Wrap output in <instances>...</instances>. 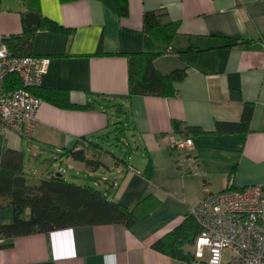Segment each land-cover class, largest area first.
<instances>
[{
	"label": "crops",
	"instance_id": "obj_1",
	"mask_svg": "<svg viewBox=\"0 0 264 264\" xmlns=\"http://www.w3.org/2000/svg\"><path fill=\"white\" fill-rule=\"evenodd\" d=\"M34 7L40 20L66 29L34 27L30 51L49 59L39 87L66 90L73 104L92 106L70 110L42 100L31 138L0 133V160L6 149L18 152L29 178L60 175L129 208L147 196L155 207L130 229L78 226L16 237L0 247V261L186 264L151 244L178 226L206 193L264 183V0H127L124 16L119 0H36ZM158 11L165 13L160 25L176 26L168 46L144 30V15ZM27 14L25 2L0 0V36L24 33ZM139 53L158 54L154 66L164 75L185 71L174 96H127L128 56ZM245 104L253 106L247 133L214 132L218 121H239ZM116 122L126 127L120 141L127 148L125 167L114 166V154H96L93 146L85 157L97 163L72 158L71 151L83 150L82 139L103 149L101 143L116 134ZM166 136L190 137L196 163L189 166L188 152L169 148ZM148 161L152 173L146 177ZM84 176L88 181L81 183Z\"/></svg>",
	"mask_w": 264,
	"mask_h": 264
},
{
	"label": "trees",
	"instance_id": "obj_2",
	"mask_svg": "<svg viewBox=\"0 0 264 264\" xmlns=\"http://www.w3.org/2000/svg\"><path fill=\"white\" fill-rule=\"evenodd\" d=\"M21 1L25 2L28 13L36 12L34 7L36 0ZM118 11L121 16L127 14V0H119ZM164 14L160 11L146 13L144 30L151 35L158 36L168 46L176 33V26L174 24L160 25L158 18ZM36 28L51 32L66 31L64 27L48 19L40 20V25ZM34 30V28L26 29L21 35L4 38L11 55L33 56L30 49ZM157 56L156 53H139L128 56V97L134 95L172 97L175 95L174 85L184 78L185 71L174 70L167 75L160 73L154 66V59ZM19 86L16 75L12 74L7 77L5 87L8 91L17 89ZM30 93L41 101L62 109L86 110L92 106L89 103L86 105L73 104L69 92L62 89H43L37 86L31 88ZM252 111L253 106L245 104L239 121H218L215 123L214 132L217 134L247 133L250 129ZM173 126L175 132L179 130L178 123H174ZM188 129L194 134L201 132L198 128ZM125 131L124 122L113 124L112 132H116L114 137L118 141L125 138ZM81 143L84 151H71V156L74 160L85 162L87 166L97 162L86 159V149L93 146L96 154L108 153L97 144L83 139ZM110 156L114 166L126 165L123 157ZM151 173L152 165L148 161L144 175L149 177ZM151 200V196H147L134 207L129 208L108 199L91 185L69 182L60 175L34 180L24 174L21 154L6 149L0 160V210L9 207L13 218L9 223H0V240L8 241L0 247L11 246L12 240L16 237L34 234L47 235L55 230L78 226L119 224L130 229L145 219L155 207L150 203ZM26 211L29 216L24 219L22 215ZM198 232V225L188 213L178 226L153 242L151 248L187 264H206L205 261H196L188 249L194 245Z\"/></svg>",
	"mask_w": 264,
	"mask_h": 264
},
{
	"label": "built area",
	"instance_id": "obj_3",
	"mask_svg": "<svg viewBox=\"0 0 264 264\" xmlns=\"http://www.w3.org/2000/svg\"><path fill=\"white\" fill-rule=\"evenodd\" d=\"M4 38L0 36V133L31 138L42 101L30 89L40 85L49 59L13 56ZM12 74L20 86L8 91L5 81ZM164 141L171 149L188 152L189 166L196 163L189 154L193 149L190 137L166 136ZM189 213L199 227L194 242L196 261L207 253L206 264H264V183L236 189L228 184L221 191L206 193ZM225 252L229 255L226 261Z\"/></svg>",
	"mask_w": 264,
	"mask_h": 264
},
{
	"label": "rangeland",
	"instance_id": "obj_4",
	"mask_svg": "<svg viewBox=\"0 0 264 264\" xmlns=\"http://www.w3.org/2000/svg\"><path fill=\"white\" fill-rule=\"evenodd\" d=\"M102 148H103V150H105V151H107V152H111L112 154H114L115 156H117V157H124L125 156V154H124V151H126V147L120 142V141H118L114 136H111L109 139H108V141H104V142H102L101 143V145H100ZM83 178V181H82V179L80 180V182L82 183V182H87L88 181V179H87V177L86 176H84V177H82ZM6 213H9V218H11L12 217V213H11V209H9V208H3V209H1L0 210V222H2V216H4V215H6ZM28 216H29V213H28V211H26L23 215H22V217L24 218V219H26V218H28ZM11 221H12V218L10 219ZM10 221V222H11ZM9 223V222H8ZM189 249V251L192 253V255L194 254V251H195V249H194V245L192 246V247H190V248H188ZM228 257H229V255H228V253L227 252H225L224 253V255H223V258H224V261H226L227 259H228ZM207 259H208V254L207 253H205L204 254V258L203 259H199L198 261H207ZM186 263V262H185ZM187 264V263H186Z\"/></svg>",
	"mask_w": 264,
	"mask_h": 264
},
{
	"label": "water",
	"instance_id": "obj_5",
	"mask_svg": "<svg viewBox=\"0 0 264 264\" xmlns=\"http://www.w3.org/2000/svg\"><path fill=\"white\" fill-rule=\"evenodd\" d=\"M26 29L38 27L40 25V17L34 13H28L24 19Z\"/></svg>",
	"mask_w": 264,
	"mask_h": 264
}]
</instances>
